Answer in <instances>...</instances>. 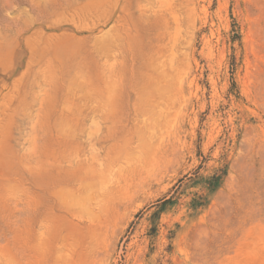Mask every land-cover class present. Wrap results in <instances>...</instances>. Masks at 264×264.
<instances>
[{
	"label": "rangeland",
	"instance_id": "rangeland-1",
	"mask_svg": "<svg viewBox=\"0 0 264 264\" xmlns=\"http://www.w3.org/2000/svg\"><path fill=\"white\" fill-rule=\"evenodd\" d=\"M0 264H264V0H0Z\"/></svg>",
	"mask_w": 264,
	"mask_h": 264
},
{
	"label": "trees",
	"instance_id": "trees-1",
	"mask_svg": "<svg viewBox=\"0 0 264 264\" xmlns=\"http://www.w3.org/2000/svg\"><path fill=\"white\" fill-rule=\"evenodd\" d=\"M214 182H215V183H214V184H215L214 187L216 188V187L218 186V184H219V177L216 178Z\"/></svg>",
	"mask_w": 264,
	"mask_h": 264
}]
</instances>
